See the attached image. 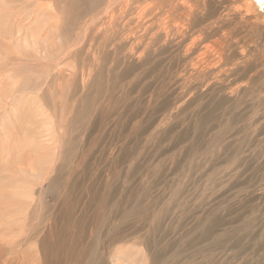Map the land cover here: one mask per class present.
Wrapping results in <instances>:
<instances>
[{
  "label": "rangeland",
  "instance_id": "rangeland-1",
  "mask_svg": "<svg viewBox=\"0 0 264 264\" xmlns=\"http://www.w3.org/2000/svg\"><path fill=\"white\" fill-rule=\"evenodd\" d=\"M197 1L195 26L243 4ZM149 3L0 0V232L64 249L0 233V264H264V15L193 68L158 27L181 9Z\"/></svg>",
  "mask_w": 264,
  "mask_h": 264
},
{
  "label": "bare ground",
  "instance_id": "bare-ground-1",
  "mask_svg": "<svg viewBox=\"0 0 264 264\" xmlns=\"http://www.w3.org/2000/svg\"><path fill=\"white\" fill-rule=\"evenodd\" d=\"M165 1H166V5H170V2L172 1L175 4L173 7L174 8L179 7L182 12L181 14L177 15L176 18L173 20L170 17H168L166 20L159 23L158 27L162 29V33L165 32L166 36L172 35L176 37L177 39H180V44L182 43L183 45L185 44L184 48L186 49V54L188 56L192 54L197 55V57L194 58L195 63L192 66L193 68H200L201 66L208 64V65H211L213 69L221 70V68L224 65L223 63V50L224 49L222 46L223 38L220 37L219 39H216L214 42H212L210 41L209 35L216 34L218 28L220 29L224 21L225 20L227 21V18H229L230 16L233 18L237 16V18L239 17V19L244 20V22L251 21L250 24L254 23L255 26H259L256 23V20L260 21L261 16L264 15V0H239L243 2V4L240 8H238V10L237 9L235 10L234 12L235 15H229V11L227 12L226 10L219 13L217 16L216 15L212 16L210 14V16L209 15L207 16L208 20L207 19L206 20L208 21V23L205 22L206 23L205 26H201V25L195 26L192 24L190 18L192 14L194 13V11H196L197 7H199L200 2H198L197 0H165ZM135 9H136V12L138 13L137 14L138 17L145 18L147 13H150L151 11V3H149V0H137V5ZM259 10L263 11V13L261 12L257 13V11ZM140 22L142 23L141 19H140ZM140 22L138 23L139 25L141 24ZM221 36L223 35L221 34ZM239 49H240V53L238 54V57L240 60L241 59L243 60L247 56L248 51H245L241 47H239ZM0 193L3 194L4 191L3 192L1 191ZM17 203L18 202H15V204ZM26 208L27 207H25V210ZM5 209L6 210L9 209L10 214H12V211L16 212V208L12 207V204L7 205ZM5 209H2V210L4 211ZM17 210H20V209H17ZM13 215L15 217V214ZM4 216L8 217L9 215L7 216L4 215ZM13 218L9 217V220L5 219L6 222L2 219L5 222V224L7 223L6 224L7 226L4 227L5 230L0 232L2 233V238H4L5 243L9 242V240L6 241V239L9 238L12 240L13 245L15 244L18 246L22 244V241L26 242L27 240L30 239L29 241H31L32 243L31 246H33L32 251L35 254L36 258L38 255L37 248H41V252L45 255L44 257L50 260L54 259L55 262L57 258L59 257V255L63 254L64 249L62 247V244H60L56 236L51 238V234H50V235H46V237H43L42 240H39L35 238L34 236H32V234L31 235H29L28 233L23 234V230L25 229L26 220H23L24 225H23V228L20 229V233L19 234L17 233L18 235L14 234L15 233L14 230H16V228H15V222ZM17 218L18 217L16 216V219ZM3 221L2 223H4ZM3 235H6V236L3 237ZM0 244H3L1 242V237H0ZM3 259H5V257ZM3 264H8L7 260L4 261Z\"/></svg>",
  "mask_w": 264,
  "mask_h": 264
}]
</instances>
